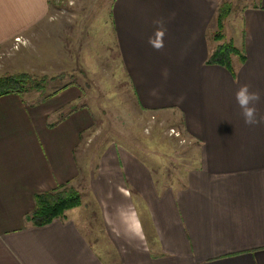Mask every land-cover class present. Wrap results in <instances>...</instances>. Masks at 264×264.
I'll list each match as a JSON object with an SVG mask.
<instances>
[{
  "label": "crops",
  "instance_id": "0c3cea01",
  "mask_svg": "<svg viewBox=\"0 0 264 264\" xmlns=\"http://www.w3.org/2000/svg\"><path fill=\"white\" fill-rule=\"evenodd\" d=\"M219 2L110 3L114 49L142 115H177L198 147L179 187L161 185L152 164L118 145L86 170L79 147L92 121L84 107L70 111L81 93L63 99L76 85L51 103L0 97V264H106L110 251L116 264H264V0L236 15L239 36L231 40L244 60L234 59L233 73L206 64ZM51 4L0 0V69L22 66L19 57L69 32L49 17ZM16 36L27 43L12 50ZM242 85L260 95L258 124H246L235 103ZM76 179L88 183L101 229L79 209L43 226L25 222L35 194ZM93 231L104 245L90 240Z\"/></svg>",
  "mask_w": 264,
  "mask_h": 264
},
{
  "label": "rangeland",
  "instance_id": "374dc122",
  "mask_svg": "<svg viewBox=\"0 0 264 264\" xmlns=\"http://www.w3.org/2000/svg\"><path fill=\"white\" fill-rule=\"evenodd\" d=\"M255 1L220 0L217 9L223 2L229 4V13L222 22L224 40H238L239 26L235 20L236 15L243 6L251 5ZM51 3L53 13L49 17L59 19L60 23H64L62 31L69 29V32L49 40L51 43H48L47 47H36L27 52L17 60L22 66H11L15 69L10 67L0 69V75L27 73L35 77L34 83L36 82L37 85L46 79L45 93L31 89L29 93L23 95L22 98L27 102L34 103L39 100L51 103V99L61 98L50 97L54 90L60 92L68 86L76 85L63 92V99L81 93V98L72 99L71 103L74 104L70 105V111L75 110L73 108L77 106L84 107L87 119L92 121L91 127L86 131L85 146L79 147L86 149V170L93 168V163L98 161L103 149L118 145L126 148L125 150L133 154L136 159L152 164L155 167V178L161 185L166 181L179 187L188 166L196 162L198 147L189 145L192 139L190 140L183 133L182 120L177 115L174 114L175 118L156 116L153 112H146L148 113L146 116L142 115L123 71L119 52L114 49L115 34L110 19L111 0H51ZM217 9L209 30L214 48L217 45L213 39L218 28ZM16 37L13 38L12 50H17L27 43V40L21 37L23 43L18 44L17 49H13ZM10 52L3 54L9 57L12 53ZM24 68L29 71H23ZM151 116H154L153 122L148 131H145ZM171 128L180 132L181 137L185 138V144L168 135ZM82 181L76 179L75 182L69 183L78 191L82 205L72 209H79L76 211H81L83 217L89 215V223L98 231L101 229L99 219L97 217L93 219L97 211L94 213L91 209L93 200L88 198L90 192L88 183ZM68 213L71 214L69 211ZM88 237L91 241L96 240V244L106 243L103 236L94 231L89 233ZM101 252L99 250V254L103 256ZM110 253V261L107 260L106 264H116L115 251Z\"/></svg>",
  "mask_w": 264,
  "mask_h": 264
},
{
  "label": "trees",
  "instance_id": "16d2710c",
  "mask_svg": "<svg viewBox=\"0 0 264 264\" xmlns=\"http://www.w3.org/2000/svg\"><path fill=\"white\" fill-rule=\"evenodd\" d=\"M228 13L229 4L226 2L221 3L217 9L216 16L218 28L213 37L217 45L208 55L206 64L220 65L233 73L234 59L237 58L242 62L244 56L242 51L238 49L232 41L224 40L222 22ZM34 78V76L27 73L0 75V97L8 94H16L22 98L23 95L29 93L31 89L45 93L44 87L46 79H43L41 84L37 85L36 82L34 83ZM57 93L58 90H54L50 97H53ZM34 203V209L31 213L26 215L25 222L32 226H43L49 224L54 219L65 217L66 211L79 206L81 200L78 191L69 183H64L57 186L52 191L35 194Z\"/></svg>",
  "mask_w": 264,
  "mask_h": 264
},
{
  "label": "clouds",
  "instance_id": "9594fccd",
  "mask_svg": "<svg viewBox=\"0 0 264 264\" xmlns=\"http://www.w3.org/2000/svg\"><path fill=\"white\" fill-rule=\"evenodd\" d=\"M159 47V45H157ZM260 100L259 93L253 92L248 85H242L235 93V103L241 110L244 122L249 125L258 124L261 118L257 116L255 104Z\"/></svg>",
  "mask_w": 264,
  "mask_h": 264
},
{
  "label": "built area",
  "instance_id": "2783aa9c",
  "mask_svg": "<svg viewBox=\"0 0 264 264\" xmlns=\"http://www.w3.org/2000/svg\"><path fill=\"white\" fill-rule=\"evenodd\" d=\"M15 45L13 46V49H17L18 48V44L23 43V40L21 39V37H16L14 39ZM152 118L147 122V126L145 127V131H148L150 124L153 122L154 116H151ZM169 136L174 137L175 139H177L179 141V143L185 144V138L181 137V134L179 131H175L173 128L169 129Z\"/></svg>",
  "mask_w": 264,
  "mask_h": 264
}]
</instances>
